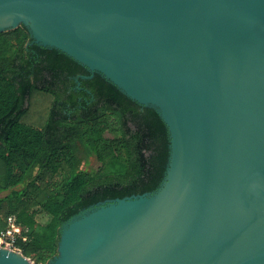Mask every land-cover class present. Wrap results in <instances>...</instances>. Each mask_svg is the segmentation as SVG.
Here are the masks:
<instances>
[{
    "label": "water",
    "instance_id": "1",
    "mask_svg": "<svg viewBox=\"0 0 264 264\" xmlns=\"http://www.w3.org/2000/svg\"><path fill=\"white\" fill-rule=\"evenodd\" d=\"M21 25L170 139L160 186L72 217L47 264H264V0H0V33Z\"/></svg>",
    "mask_w": 264,
    "mask_h": 264
},
{
    "label": "trees",
    "instance_id": "2",
    "mask_svg": "<svg viewBox=\"0 0 264 264\" xmlns=\"http://www.w3.org/2000/svg\"><path fill=\"white\" fill-rule=\"evenodd\" d=\"M89 74L67 54L32 43L24 25L0 33V193L8 192L0 196V231L15 216L23 229L16 247L35 264L58 254L72 217L153 192L165 176L170 139L159 113L98 73L80 78ZM34 100L42 109L32 111ZM92 157L96 169L85 166Z\"/></svg>",
    "mask_w": 264,
    "mask_h": 264
},
{
    "label": "built area",
    "instance_id": "3",
    "mask_svg": "<svg viewBox=\"0 0 264 264\" xmlns=\"http://www.w3.org/2000/svg\"><path fill=\"white\" fill-rule=\"evenodd\" d=\"M22 230V226L17 223L16 217L13 215L9 216L6 229L0 231V245L9 249L21 251L16 247V242L18 238L21 237Z\"/></svg>",
    "mask_w": 264,
    "mask_h": 264
},
{
    "label": "rangeland",
    "instance_id": "4",
    "mask_svg": "<svg viewBox=\"0 0 264 264\" xmlns=\"http://www.w3.org/2000/svg\"><path fill=\"white\" fill-rule=\"evenodd\" d=\"M37 99H39L40 101H47V97L46 96H44V95H36L35 96ZM41 103L39 102V101H37V100H34V104L32 105V111H36L37 110V108H39V109H42L41 108V105H40ZM45 106V105H44ZM98 165H99V163L97 162V160L95 159V157H92L91 159H90V163L89 164H87V165H85V166H87V168H89V169H96L97 167H98ZM6 194H8V192H1L0 193V196H5ZM38 218H39V220L40 221H42V222H44V221H46V218L47 217H42V216H38ZM32 260V259H31ZM33 261V260H32ZM34 262V261H33ZM35 263V262H34Z\"/></svg>",
    "mask_w": 264,
    "mask_h": 264
}]
</instances>
